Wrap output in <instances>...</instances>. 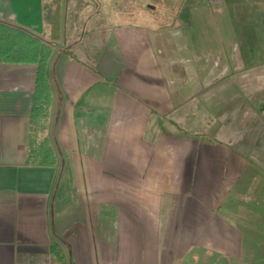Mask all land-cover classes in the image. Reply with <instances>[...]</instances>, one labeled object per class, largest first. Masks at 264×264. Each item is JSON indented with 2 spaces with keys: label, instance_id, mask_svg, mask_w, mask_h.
Returning a JSON list of instances; mask_svg holds the SVG:
<instances>
[{
  "label": "crops",
  "instance_id": "crops-1",
  "mask_svg": "<svg viewBox=\"0 0 264 264\" xmlns=\"http://www.w3.org/2000/svg\"><path fill=\"white\" fill-rule=\"evenodd\" d=\"M51 1L0 0V27L51 49L45 117L36 63L0 60V264H264V70L232 72L254 85L219 112L202 85L216 73L191 54L169 71L154 28L61 0L53 38ZM219 2L189 4L207 15ZM42 138L53 166L28 162Z\"/></svg>",
  "mask_w": 264,
  "mask_h": 264
},
{
  "label": "rangeland",
  "instance_id": "rangeland-1",
  "mask_svg": "<svg viewBox=\"0 0 264 264\" xmlns=\"http://www.w3.org/2000/svg\"><path fill=\"white\" fill-rule=\"evenodd\" d=\"M85 1L90 4L87 9L89 12L98 9L105 13L110 7V13L119 11L118 14L113 13L114 19L129 23L138 22L154 28L153 32L158 34L155 36L166 42V45L162 42L160 52L169 71L182 68L183 56L191 54V63L198 66L203 64V72L216 73V81L212 85L209 75H203L206 78L202 80V85L217 88L215 108L219 112H224L227 98L230 97L226 96V92H231L229 90L232 88L236 92L243 86L254 85L253 79L242 78L241 74H237L239 77L235 75L232 80V72L264 70V0H219L218 12L213 10L207 15L196 13L197 9L189 4L192 0ZM224 1L228 9L225 8ZM185 11L190 15H185ZM204 92L208 93L209 90ZM234 97L239 100L241 96ZM206 99L208 100V95ZM240 102H234L235 108L241 107ZM222 124L224 120L219 117L211 128L207 127L206 134L209 136L216 131L220 133ZM65 170L66 168H63L61 181L71 182L72 175L67 174ZM235 262L247 264L248 259L245 257Z\"/></svg>",
  "mask_w": 264,
  "mask_h": 264
},
{
  "label": "trees",
  "instance_id": "trees-1",
  "mask_svg": "<svg viewBox=\"0 0 264 264\" xmlns=\"http://www.w3.org/2000/svg\"><path fill=\"white\" fill-rule=\"evenodd\" d=\"M60 5L61 0L51 1L53 15L51 35L53 38H57L60 29ZM18 36L20 37L19 42L17 41ZM0 40L8 42L7 45L4 44L3 46V56L0 57V60L36 63L33 117L37 114L45 117L50 102V92L45 71L51 49L40 42L36 36L8 23L2 24L0 27ZM34 141H30L28 162L43 166L55 165L54 153L48 138H42L38 143ZM51 255L53 259L61 262V251L56 245L51 246Z\"/></svg>",
  "mask_w": 264,
  "mask_h": 264
}]
</instances>
